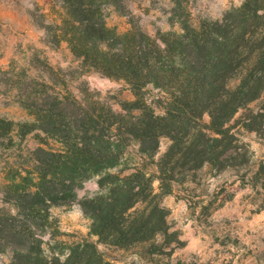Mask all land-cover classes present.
Segmentation results:
<instances>
[{
  "label": "trees",
  "instance_id": "16d2710c",
  "mask_svg": "<svg viewBox=\"0 0 264 264\" xmlns=\"http://www.w3.org/2000/svg\"><path fill=\"white\" fill-rule=\"evenodd\" d=\"M167 1L173 5L170 30L155 34L135 15L137 0H53L55 19L33 14L46 45L67 42L82 75L123 81L136 99L120 102L117 111L86 90H63L65 69L47 61L37 79L22 82L19 97L28 119H1L0 143L13 146L15 137L37 134L57 147L26 149L25 162L16 170L11 165L0 189V254L9 253L10 264H151L154 255L174 249L163 198L187 175L186 167L231 165L236 157L223 141L233 138L232 130L243 125L260 133L264 0H243L221 18L197 24L187 1ZM111 11L128 18L127 31L108 25ZM149 87L158 91L152 102L144 96ZM165 137L171 146L156 159ZM133 148L137 159L129 160ZM93 178L98 192L80 198ZM74 204L90 219L97 240L85 237L48 252L51 210ZM129 251L131 258L120 256Z\"/></svg>",
  "mask_w": 264,
  "mask_h": 264
},
{
  "label": "rangeland",
  "instance_id": "374dc122",
  "mask_svg": "<svg viewBox=\"0 0 264 264\" xmlns=\"http://www.w3.org/2000/svg\"><path fill=\"white\" fill-rule=\"evenodd\" d=\"M185 1L194 24L203 18H221L227 10L243 3V0ZM52 6L53 0H0V120L17 123L28 119L19 97L20 85L26 77L37 79L45 71L42 65L45 61L54 68L65 69L63 90L78 95L86 90V95L111 103L117 111L121 110L120 102L135 100L136 95L123 81L94 72L82 75V69L77 68L80 60L74 57L67 42L46 45L45 31L37 26L33 14L38 19L53 20L56 13ZM172 6L167 0H137L133 11L141 25L155 34L159 29L170 30ZM107 22L119 32L130 26L127 17L113 11ZM71 65L75 68L72 74L66 70ZM237 77L233 85L239 82ZM144 92L148 102L158 95L151 87ZM255 106L256 103L252 104V108ZM204 121H210L208 115ZM232 133L233 138L224 140L223 145L234 153L233 164H210L192 171L188 165L187 175L163 198L171 232L175 233L170 237L174 249L154 255L151 264H264V123L260 133L243 125ZM41 142L42 137L31 134L24 140L15 137L13 146H8L7 141L0 143V189L7 181L11 165L16 164V170L20 167L18 162H25L28 154L21 155L26 149L37 148L39 144L57 147L54 141L47 145L46 141ZM170 146V139L163 138L156 159ZM127 158L137 159L135 148L128 152ZM96 181L93 178L86 182L78 192L79 197L96 194L99 189ZM153 186L155 192L161 191L158 179ZM50 222L52 234L45 238L48 252L64 250L85 237L97 240L90 235L91 221L79 204L53 208ZM100 249L107 251L104 245ZM120 256L131 258L132 253L121 252ZM0 264H10L9 253L0 254Z\"/></svg>",
  "mask_w": 264,
  "mask_h": 264
}]
</instances>
